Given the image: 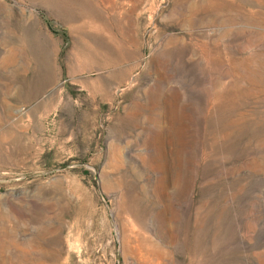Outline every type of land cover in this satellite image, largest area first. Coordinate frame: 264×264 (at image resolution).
<instances>
[{
  "label": "rangeland",
  "instance_id": "rangeland-1",
  "mask_svg": "<svg viewBox=\"0 0 264 264\" xmlns=\"http://www.w3.org/2000/svg\"><path fill=\"white\" fill-rule=\"evenodd\" d=\"M0 264H264V0H0Z\"/></svg>",
  "mask_w": 264,
  "mask_h": 264
}]
</instances>
